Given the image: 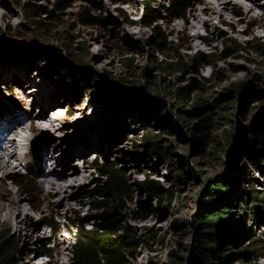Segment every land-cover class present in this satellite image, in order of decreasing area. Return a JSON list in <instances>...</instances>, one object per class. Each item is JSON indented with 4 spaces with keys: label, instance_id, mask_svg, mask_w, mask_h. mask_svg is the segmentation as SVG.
<instances>
[{
    "label": "rangeland",
    "instance_id": "rangeland-1",
    "mask_svg": "<svg viewBox=\"0 0 264 264\" xmlns=\"http://www.w3.org/2000/svg\"><path fill=\"white\" fill-rule=\"evenodd\" d=\"M57 1L0 0V11L10 18L8 22L0 19L1 131L18 120H24V127L35 128L24 133L29 141L21 150L26 152L21 165L12 158V166L17 169L6 177L0 173V183L19 199L29 217L15 214L20 222L16 231L0 212V239L6 242L15 263L70 264L75 244L71 224L82 222L89 230L98 214L94 207L97 201H103L92 192L101 179L93 169L97 162L112 163L131 186L129 198L120 204L124 209L120 227L129 229L135 247L124 254V264H188L195 260L194 221L208 206L219 203L214 199L200 203L207 180H226L232 187L219 205L228 207L232 217L211 264H264V259L256 258L259 252L246 258L242 251L254 239H264V155L255 151L250 145L253 139L248 138L251 129L259 130L256 119L263 107L264 50L259 46L264 38L254 39L244 33L246 22L235 24L242 8L232 4L226 16L229 22L221 24L214 19L206 28H199L197 52L184 48L186 33L173 27L184 26L198 0H189L183 18L177 20L164 14L167 0H131L127 5L116 0H96L95 4L65 0L67 7L56 13L58 23L51 25V32L26 37L17 30L25 23L21 5L38 6L37 13L43 18ZM144 3L159 10L160 19L149 27L140 23ZM83 8L91 21L77 18ZM158 32L166 38L170 51L159 48ZM66 39L71 50L78 49L80 64L64 53L61 46ZM31 46L53 48V59L40 57L34 62ZM226 74H237L239 79L227 84ZM24 76L27 79H22ZM240 83L244 91L237 94ZM75 86L80 87L79 106H72L70 114L63 108L55 111L53 106L62 107L64 101L60 99ZM125 91L133 101L116 104L109 97L110 93ZM134 97L139 100L134 101ZM153 97L162 101L163 107L154 106ZM196 100L208 104L216 101L206 140L190 135L184 126L197 127V118L186 114ZM48 107L63 115L53 122L54 132L38 130L31 124L38 120L33 116L40 113L46 119L51 112ZM114 124L122 125L121 132ZM239 127L251 129L233 143ZM4 137L3 151L8 145ZM147 139L157 142L160 156L143 147ZM228 141L233 147L230 153ZM65 151L67 154L61 157ZM76 153L85 156L84 164ZM49 154L55 157L46 159ZM83 167L87 180L72 182L68 177L67 182H61L66 186L63 196L72 208L63 207L64 200L48 195L46 185L41 187L42 179L54 177L50 174L61 180ZM15 176L19 177L17 186L11 181ZM144 180L158 182L163 190L161 197H148L134 185ZM139 204L147 209L146 219L141 221L132 218ZM51 217L60 225L54 239L43 225ZM60 244L65 246L64 255L56 263V247ZM45 252L48 256L40 258Z\"/></svg>",
    "mask_w": 264,
    "mask_h": 264
},
{
    "label": "trees",
    "instance_id": "trees-1",
    "mask_svg": "<svg viewBox=\"0 0 264 264\" xmlns=\"http://www.w3.org/2000/svg\"><path fill=\"white\" fill-rule=\"evenodd\" d=\"M87 1L90 4L96 3V0ZM115 2L120 5H127L131 0H116ZM188 3L189 0H167L166 6L163 7V12L169 18L175 20L182 19ZM21 6L25 15V23L20 24L17 30H21L26 37L39 36L41 32H51V25L58 23V16L56 13L67 7L65 6V0H58L52 9L45 12L44 17L41 18V15L37 13L39 9L38 6H28L26 4ZM142 6L144 15L141 17L140 23L143 26L149 27L152 23L160 19L158 15L159 10L157 8L151 9L147 3L142 4ZM77 18L81 22H89L92 20L85 8L77 13ZM147 19L148 21H146ZM7 31L4 32V34H6ZM157 36H159L160 39L159 48L161 50L170 51V49L166 48V38L160 36L159 32ZM63 41L61 47L63 51H65L64 53L67 58L80 64L81 57L76 53L78 49H75V51L71 50L67 45V39ZM259 50H264V43L259 46ZM29 52L34 62H38L40 57L52 60L53 53H55L54 49L51 47L38 46H31ZM244 87L243 83L238 84L237 94H241L244 91ZM79 90L80 87L77 89L75 86L70 93L65 94V97L60 99L64 101V104L60 108L65 109L68 114H70L72 106L78 107L81 102ZM122 93H110L109 97H111L116 104H124L126 100L133 101V99H130L131 97L128 96V92ZM135 100H139V98H135L134 101ZM261 102L263 107L260 109L256 119L259 130H252L249 128L251 130L248 138L250 137L253 139L250 145L255 148V151L264 155V99ZM152 104L159 107H163L164 105L157 97H153ZM215 104L216 101L213 104H208L202 100H196L195 103H192L191 111L186 112V114L191 117H196L198 124L196 128L184 125L190 135L199 137L202 140L208 138L209 130L212 125L211 117L216 108ZM142 123L145 124L144 117L142 118ZM114 126L116 131L121 132V129H123L120 124H114ZM249 129L246 132H248ZM143 144L146 150L156 155H161L160 146H157V142L147 139ZM227 144H229L228 153H230L233 147L230 145L229 141ZM254 164V166H256V163ZM93 169L101 178L92 191L93 196L97 200L102 199L103 201H97L94 207V211L98 214L94 217V226L89 230L85 228L82 222H78L77 224L73 222L71 224V227L75 228V244L73 245L70 264H124V254L135 247V239L131 236L129 229L120 227L121 215L124 210L121 208L120 204L122 201H126L129 198L131 186L124 179L121 171L117 170L112 163L103 164L95 162L93 164ZM18 178V176H15L13 180H11L16 186L18 185ZM134 185L144 190L148 197H161L163 194L161 185L155 181L144 180L142 182H135ZM231 188L232 187H229L226 180L220 182H211L207 180L205 182L203 192L200 194V203L208 204L211 199L219 203L218 205L214 204L213 206H208L204 212L195 219L193 227V259L195 260L188 264H211L213 253L218 248L219 240L221 236H223L225 228L227 227L226 225L232 217L228 207L220 208L219 206L223 203V199L227 196ZM146 216L147 209L143 208L140 204L137 211H132V218L134 220L141 221L146 219ZM43 225L48 228L54 238L60 225L54 221L53 217H51L49 221H45ZM242 251L246 258L253 253L259 252L256 258L264 259V239H254L250 246ZM42 256L47 257L48 254L45 252L43 255H40V258ZM102 257L104 259H102ZM0 264H16L12 252L9 250V247H7L6 242L3 241V238L0 239Z\"/></svg>",
    "mask_w": 264,
    "mask_h": 264
},
{
    "label": "bare ground",
    "instance_id": "bare-ground-1",
    "mask_svg": "<svg viewBox=\"0 0 264 264\" xmlns=\"http://www.w3.org/2000/svg\"><path fill=\"white\" fill-rule=\"evenodd\" d=\"M245 1V2H244ZM242 1H236V0H198L196 5H200L201 7H197L194 5L190 9L189 13V18L184 22V26L179 27L178 25H175L173 27V30H183L186 33L187 37V42L184 44V48L190 51H198L200 50V45L197 42L196 39H200L199 37V28H206L208 25L212 24L214 19H218V21L222 24L225 22H229L228 19H226V16L228 13L231 11V5L232 4H238L242 8V14L241 18L235 22V24H240V23H248L247 28L245 29L244 33H247L251 35L254 39H259V38H264V0L261 2H257V0H244ZM2 8V3L0 2V10ZM8 14V12H7ZM0 19H4L6 22L10 21V18L6 15L5 13H2L0 11ZM189 20L191 22H189ZM22 79H27V76H24ZM239 79L237 74H226L224 75V82L227 84L233 83ZM30 85V84H27ZM26 86V85H25ZM33 91V90H31ZM37 90H34L33 92H36ZM32 92V93H33ZM39 93V92H36ZM40 94V93H39ZM47 100V99H46ZM45 100V101H46ZM44 101V102H45ZM43 107L47 108V105H43ZM42 107V108H43ZM55 111L60 110L59 106H53ZM39 110H41V106L39 105ZM52 107H48V110H51ZM54 110H51V112L48 114V117L46 119L43 113L39 114V117L33 116V119H38V120H32L31 124H35L36 129H44V130H49L53 129L52 131H55L54 128V123L55 121L61 120L62 119V114H58V112H55ZM55 112V114H54ZM51 114H54L53 117H51ZM58 114V115H57ZM38 116V115H37ZM18 120V119H16ZM15 120V121H16ZM24 120H18V122L10 123L11 126L7 125L6 127H3L2 130V135H6L4 137V140H7V146L5 152L3 151V147L1 146V143H3V139L0 140V173L2 174L3 177H6L9 171H15L18 166H12L11 160L13 158L14 162L19 163V166L21 165V159H24L26 157V152L23 153L21 150L24 149L26 143L29 141V138H27L24 133L26 130H35L33 127H24L25 125L23 124ZM1 127V126H0ZM11 129H13L11 131ZM12 136L15 137H20L19 139L15 140L12 138ZM12 138V139H11ZM24 142H22V140ZM52 143V142H51ZM57 143V142H56ZM56 146H54L55 148ZM79 148V147H78ZM49 149V148H48ZM67 154V151L63 152L61 154V157ZM77 156L82 158V162L84 164L85 162V156L80 155L79 153H76ZM12 155V157H11ZM22 157V158H21ZM55 155L49 154L46 156V159L52 160ZM66 159V158H65ZM51 163V161H49ZM48 163V164H49ZM29 165V163H27ZM64 170V169H62ZM72 170V169H70ZM86 168L83 167L82 170L80 171L79 169H74V174L72 176H64L59 179V177H56L53 174H50L51 176L54 177H46L42 179L41 181V187L43 185L47 186V192L48 195H52L53 197H58L59 201H63L62 203L63 207L68 206L69 208H72L70 203L67 202L66 198L63 196V193L66 191V186L64 184H61V182H67L70 177L69 181H85L88 178V175L86 174ZM10 174V173H9ZM39 175H44L43 171H39ZM0 212L4 213V221L6 224H8L10 227H12L14 230L18 231L20 230L19 226V219L17 216H15L16 213H25L26 214V219L29 220V217L27 216V210L23 208L19 204V199L14 197L11 193L7 191V187L3 184L0 183ZM69 239V238H68ZM66 240V238H65ZM67 241V240H66ZM63 245H58L57 251H56V258L55 262L59 263L62 259V256L64 255Z\"/></svg>",
    "mask_w": 264,
    "mask_h": 264
},
{
    "label": "water",
    "instance_id": "water-1",
    "mask_svg": "<svg viewBox=\"0 0 264 264\" xmlns=\"http://www.w3.org/2000/svg\"><path fill=\"white\" fill-rule=\"evenodd\" d=\"M126 92H127V91H125V93H126ZM248 129H249L248 127H239V128L237 129V134H236L237 136L235 135L236 138L234 137L233 143H238L239 139L245 136L246 131H247Z\"/></svg>",
    "mask_w": 264,
    "mask_h": 264
}]
</instances>
